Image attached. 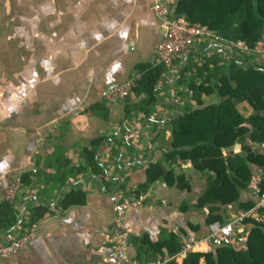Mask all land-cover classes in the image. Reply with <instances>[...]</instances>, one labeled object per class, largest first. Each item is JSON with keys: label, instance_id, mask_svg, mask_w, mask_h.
<instances>
[{"label": "crops", "instance_id": "crops-1", "mask_svg": "<svg viewBox=\"0 0 264 264\" xmlns=\"http://www.w3.org/2000/svg\"><path fill=\"white\" fill-rule=\"evenodd\" d=\"M67 2L52 0L56 8L46 9L42 3L39 31L33 30L37 22L27 13L20 31L17 0H0V201L6 186L26 174L9 202L15 222L0 228V241L32 224L29 241L18 252L0 256V264H103L113 206L120 195L144 197L124 212L130 230L125 256L130 260L139 262L135 245L143 234L155 241L170 232L179 244L183 237L203 236L210 223L205 220L208 207L196 206V199L205 188L204 175L188 160L163 156L170 149V118L196 107L186 85L177 80L181 67L162 73L156 102L147 114L137 108L124 110L125 103L142 95L119 101L103 98L109 86L134 72L136 63L151 62L161 31L150 0ZM216 100L215 94L202 97L203 104ZM95 104L99 106L90 108ZM236 108L243 116L251 112L244 102ZM97 137L103 138L95 155L105 181L79 154ZM232 149L237 151L238 144ZM155 161L174 175L183 174L188 189L157 177L136 193L147 164ZM250 169L264 174L258 166ZM75 189L84 192V203L60 207L63 194ZM254 199L244 188L237 202ZM36 206L48 211L31 222L30 211ZM237 209L236 203L216 205L213 213L222 220ZM145 256L139 258H157Z\"/></svg>", "mask_w": 264, "mask_h": 264}, {"label": "trees", "instance_id": "trees-1", "mask_svg": "<svg viewBox=\"0 0 264 264\" xmlns=\"http://www.w3.org/2000/svg\"><path fill=\"white\" fill-rule=\"evenodd\" d=\"M174 15H181L189 22L206 25L226 40H242L249 48L261 42L264 51V0H175ZM165 67L152 62L136 63V73L130 94L141 98L124 104L125 112L137 108L147 114L156 102V84ZM177 80L186 85L190 98L196 107L185 108L170 118V149L163 153L166 160H188L192 168L205 178V188L196 199V206L206 205V222L221 221L213 213L216 205L236 203L245 210L253 202H237L239 191L246 188L252 175L250 165L258 166L264 172V152L252 151L245 138L253 142L264 140V68L251 53L240 58L230 56L220 59L205 53H190L177 71ZM215 94L217 100L203 104L202 97ZM246 103L250 114L243 116L236 105ZM99 104L91 105L95 109ZM104 111L103 107L97 108ZM102 137L91 139L83 145L79 154L92 172L101 181L107 180L96 159L95 150ZM238 144V150L232 148ZM161 177L167 185L187 190L183 174L174 175L163 169L159 162H150L145 168V180L138 184V193L146 185ZM24 182L26 174L21 175ZM264 189V174L259 185ZM84 192L69 190L58 201L60 207L84 203ZM48 211L47 207L36 206L30 211L31 222ZM264 214V208L261 209ZM15 222L10 203L0 201V228ZM135 245L138 263L142 255L160 257L179 248L175 234L150 241L144 234ZM137 239V240H138ZM145 256V257H146ZM202 261H201V260ZM151 260V259H150ZM167 264H264V223L253 221L242 247L221 246L208 252H189L180 262Z\"/></svg>", "mask_w": 264, "mask_h": 264}, {"label": "built area", "instance_id": "built-area-1", "mask_svg": "<svg viewBox=\"0 0 264 264\" xmlns=\"http://www.w3.org/2000/svg\"><path fill=\"white\" fill-rule=\"evenodd\" d=\"M174 4L175 0H150V12L163 29L160 39L153 47L152 63H160L165 69L173 67L176 70L184 64L193 49L220 59L232 55L239 58L243 53L262 52L258 44L249 48L242 40H226L204 24L189 22L181 15H174ZM136 76V73H132L121 82L109 86L103 94L104 100L119 101L128 96ZM244 140L252 151L264 149V140L260 142H253L248 138ZM34 171L35 169H32V172ZM261 177V173H253L247 181L246 188L255 194L251 207L234 210L221 221L210 222L203 236L195 239L183 237L175 252L165 253L153 261L143 263L125 256L130 230L124 223V212L128 207L139 205L144 197L140 194L133 198L118 196L113 206L111 233L103 264H167L169 261L180 262L189 252H208L221 246H244L252 222L264 223V214L261 212L264 208V189L259 188ZM20 187L21 181L17 177L4 189L3 199L8 202L13 201ZM31 227L30 223L20 234L8 238L5 242L0 241V256L21 250L31 237Z\"/></svg>", "mask_w": 264, "mask_h": 264}, {"label": "rangeland", "instance_id": "rangeland-1", "mask_svg": "<svg viewBox=\"0 0 264 264\" xmlns=\"http://www.w3.org/2000/svg\"><path fill=\"white\" fill-rule=\"evenodd\" d=\"M69 1L70 0H66V2H67L66 5H68ZM42 3H43V6H45L44 9H46L47 7L50 8L52 6L53 7L55 6L54 8H56V5L52 4V0H27V2H26V0H17L15 10H17L16 11L17 23L20 25L18 27V30L24 31V27H25L24 24H25L26 13H27V14L31 15L34 22H37V24L33 26V30L39 31ZM46 3H48V4H46ZM83 4L84 3H82V8L85 7V5H83ZM26 5H28V6H26ZM30 7L32 8V12H30V9H31ZM43 12H44L43 16L45 17V21H46V19H48V13L44 10H43ZM258 47L260 48V50H262V52H260V53L251 52V55L253 57H255L256 61L261 63L263 68H264V51L262 49V46L261 47L259 46V43H258Z\"/></svg>", "mask_w": 264, "mask_h": 264}, {"label": "water", "instance_id": "water-1", "mask_svg": "<svg viewBox=\"0 0 264 264\" xmlns=\"http://www.w3.org/2000/svg\"><path fill=\"white\" fill-rule=\"evenodd\" d=\"M160 31L162 32V31H163V29H162V28H160ZM259 46H260V47L262 46V45H261V43H259ZM180 67H182V65H181Z\"/></svg>", "mask_w": 264, "mask_h": 264}]
</instances>
